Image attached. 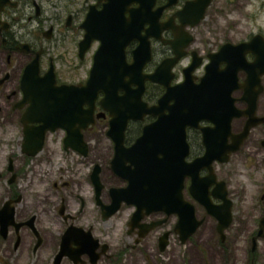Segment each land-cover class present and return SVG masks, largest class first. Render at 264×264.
Instances as JSON below:
<instances>
[{"label": "flooded vegetation", "instance_id": "obj_1", "mask_svg": "<svg viewBox=\"0 0 264 264\" xmlns=\"http://www.w3.org/2000/svg\"><path fill=\"white\" fill-rule=\"evenodd\" d=\"M104 2L0 0V264H113L114 239L124 261L150 241L172 258L206 235L224 246L232 239L234 246L243 231H250V248L256 239L255 250L264 236V119H258L264 117V74L251 112L248 99L257 87L244 66L255 59L252 38L264 40V32L241 21L252 0H154L155 21L144 23L140 38L123 49L132 68L124 75L123 63L112 64L121 80L109 85L116 93L105 107L99 90L90 104L70 105L76 96L59 93V86L87 80L99 42L80 48L82 22L91 6ZM34 58L37 71L27 70ZM149 74L152 80L143 79ZM214 94L226 99L212 104L222 108L218 120L204 108ZM159 99L155 113L142 111L143 103ZM183 99L192 108L179 120L183 127L172 119V127L156 128L153 136L171 141L169 160L159 153L146 176L138 164L149 166L151 159L121 149L115 158L116 147H132L146 125ZM121 103L130 108L119 113ZM124 113L132 116L125 122ZM207 146L211 159L204 157ZM239 169L248 182L237 179ZM146 179L155 190L171 189L168 208L139 194ZM116 194L122 199L113 211ZM246 198L247 212L238 214L237 201ZM224 201L230 219L221 228ZM118 223L122 230L113 231ZM61 247L65 253L56 259Z\"/></svg>", "mask_w": 264, "mask_h": 264}, {"label": "water", "instance_id": "obj_2", "mask_svg": "<svg viewBox=\"0 0 264 264\" xmlns=\"http://www.w3.org/2000/svg\"><path fill=\"white\" fill-rule=\"evenodd\" d=\"M154 0H105V2L102 4V7L100 9H95L94 6H91L89 11L87 12L83 22H82V28L84 30L83 37L81 41L79 42L80 48L86 49L90 43L93 40H97L99 42V47L94 54V63L93 66L89 72V76L84 84H78V85H61L59 88H61L59 93H65L67 95H75L76 100H71L70 105L74 104H90L95 95L96 91H102L104 92V96L101 100L102 105L105 107V103L110 100L109 98L112 96V94H115L116 91L111 92L108 88L109 85L115 87L117 83L121 80V76H117L113 74L112 71V64L115 63L118 60L119 62L124 65L123 72L124 75L130 71V67L132 68L133 64H127L124 60V54L123 49L124 46L134 38H140L139 33L140 30L143 27L144 23H150L151 21H155L156 15L151 10V6L153 5ZM135 3L136 6L132 7L131 4ZM127 14V15H126ZM255 39L260 40V43L255 42ZM249 43L244 44L243 46H247ZM250 45L252 49H254L255 59L247 63L245 62V70L247 72V79L249 81H254V84L252 86H256L257 89L253 95H251L250 99H248V103L251 108V112L255 109L256 104V97L258 93L260 92V76L264 74V40H262L260 35H256L252 38V41L250 42ZM260 47V48H258ZM134 60V59H133ZM125 63V64H124ZM140 65V64H139ZM27 70L31 71H37V59L34 58L32 62L27 66ZM226 68L222 70V73L226 72ZM209 72V71H208ZM148 78L150 80L153 79V75H143V79ZM132 81L129 76V82ZM204 83V80H203ZM139 89L143 88V82L140 83ZM60 94V96H61ZM65 95V96H67ZM64 96V95H63ZM217 96V97H216ZM215 98V99H214ZM219 99V100H218ZM222 99V100H221ZM105 102V103H104ZM162 102V99L158 100L157 105H151L147 106L146 103H143V110L145 112H152L155 113L158 108H160V103ZM197 102H200V99H198ZM221 102H226V99L223 94H214L213 96H209V106L204 107L206 111H209L212 113L213 118L218 120L217 116L220 114L221 107L217 106L214 107L212 104H220ZM232 101H230L231 104ZM57 104V101L55 102ZM189 101L186 99H183L180 101V103L175 104L173 109L169 111L168 114L159 116L158 119L155 122H152L145 126L142 135L136 140V142L130 147L129 149H123L120 146L116 147L115 152V158L121 159V157H116L120 153V149L124 153L134 154L138 160H142L143 162H146L151 159V163L149 164L152 169H149V166L144 164H138L139 167H141L140 171L144 173L146 176L151 175L155 169L156 160L158 159V154H161V160H169L171 158L169 152L170 150V140L157 138V140L154 139L153 136H155L157 133L155 132V129L163 126H170L172 127V119L176 120L178 127H183L180 123V121L185 120L186 116H183V113L185 111H189L190 106ZM69 104L68 100L64 99L61 102V105H64V110L66 105ZM226 104V103H225ZM122 105V103H121ZM119 105L117 107L120 109L118 112L123 113L127 109L130 108V105L128 107H125L124 105ZM50 107L56 108L57 105H51ZM70 107V106H69ZM232 114L235 115L237 113L236 108L232 109ZM186 114V113H185ZM253 116V115H252ZM132 117L129 113L123 114V120L124 122L129 118ZM254 117V116H253ZM260 120H263L264 117L258 118ZM180 120V121H179ZM169 123V124H168ZM255 123V122H252ZM248 125V124H247ZM228 124H226V127ZM245 130L242 131V133L238 134L243 135ZM162 135L164 134V137H167L168 134L165 135L162 130L160 132ZM158 135V134H157ZM161 139V140H159ZM177 142V141H176ZM210 141H208L209 143ZM117 144L121 145L120 142H117ZM211 153L212 149L210 146H207V150L204 154V157H208L211 159ZM178 160H180L182 157L177 156ZM156 159V160H155ZM160 172L157 171V173ZM145 184L148 186L144 189H139V194L144 196L145 199H149V201L153 202V199H156L155 202L160 203L162 206L168 208L170 203V190L168 188L161 187L160 189H153V183L154 181H150L148 179L145 180ZM121 190V189H118ZM116 198V205L113 208V211L117 208L118 203L122 199V196L119 194L115 195ZM155 197V198H154ZM226 200V199H225ZM159 201V202H158ZM225 206V221L221 223L220 227H224L226 223L230 219V210L227 203L224 201ZM189 208L191 210V218H192V230H194L195 226L197 225V221H195V218L193 216V209L189 205ZM190 218V215H189ZM254 247V243L252 245V248ZM64 250L61 247V250L56 255V259L60 258L64 254Z\"/></svg>", "mask_w": 264, "mask_h": 264}, {"label": "rangeland", "instance_id": "obj_3", "mask_svg": "<svg viewBox=\"0 0 264 264\" xmlns=\"http://www.w3.org/2000/svg\"><path fill=\"white\" fill-rule=\"evenodd\" d=\"M84 0H80V3L83 4ZM261 0H252V5L246 7L247 13L242 14L241 21L246 24L252 31H263L264 32V6L261 8ZM257 11L256 14H253V11ZM68 46L71 44L67 43ZM95 46L93 44L92 48ZM91 48V49H92ZM69 60L74 62L75 59L70 57ZM89 65V60L87 66ZM264 102V95L261 98V103ZM240 175L237 176V179L242 183L248 180L242 173V169H239ZM248 198L245 199L244 203L237 201L239 207L238 214L244 215L246 211V206L248 204ZM244 218V217H243ZM243 221V220H242ZM236 221L233 223L235 225ZM246 223L244 222L243 229H245ZM249 227V224L247 225ZM122 230V224L118 223L115 225L113 231L120 232ZM250 232V231H249ZM248 233L246 231L241 232L240 237L235 241L234 246L233 240L230 239V242L227 246L220 245L217 243V240L211 235H206L198 240L194 239L193 245L186 252V249H181L179 247L175 250L174 255L170 258L169 249H166L163 252L158 251L152 242H149V246L145 250L137 252H128V259L123 260L122 249L120 247V239H114L118 242L117 245H111V253L113 254V264H228L230 262L234 264H252L249 262L251 255H254L253 264H264V236L263 238H258L256 249L252 248L256 244V239L252 241L250 248V241L248 238ZM246 233V235H244ZM117 236L112 233L113 237ZM245 236V237H244ZM256 238V237H254ZM232 246V247H231Z\"/></svg>", "mask_w": 264, "mask_h": 264}, {"label": "bare ground", "instance_id": "obj_4", "mask_svg": "<svg viewBox=\"0 0 264 264\" xmlns=\"http://www.w3.org/2000/svg\"><path fill=\"white\" fill-rule=\"evenodd\" d=\"M157 163V162H156ZM161 164V163H160ZM176 172V171H175Z\"/></svg>", "mask_w": 264, "mask_h": 264}]
</instances>
